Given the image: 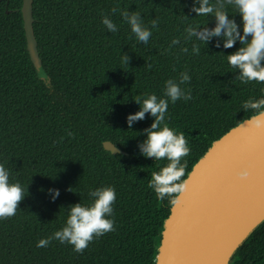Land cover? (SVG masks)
<instances>
[{
	"label": "trees",
	"instance_id": "obj_1",
	"mask_svg": "<svg viewBox=\"0 0 264 264\" xmlns=\"http://www.w3.org/2000/svg\"><path fill=\"white\" fill-rule=\"evenodd\" d=\"M22 3L0 0V164L11 183L28 191L16 215L0 220V264H154L177 194L160 200L149 187L152 173L168 161L140 155L137 145L153 117L146 114L128 129L127 115L140 107L133 99L163 98L168 79L190 76L182 87L192 99L169 101L165 118L188 141L183 181L214 140L255 114L241 106L264 98V83L235 78L238 70L227 55L239 41L225 49L222 41L215 46L216 38L206 45L185 40L187 26L215 25L212 16H195L193 0H33L32 26L47 84L31 59ZM226 9L241 24L239 13L231 5ZM120 10L141 14L152 32L147 44L137 41ZM105 15L116 32L103 25ZM174 38L180 44L172 45ZM122 53L131 58L129 65ZM106 140L127 154L105 150ZM105 186L116 192L114 231L94 238L83 253L56 240L36 246L65 226L72 204H91L89 191ZM52 188L60 193L54 201ZM232 264H264V221L236 249Z\"/></svg>",
	"mask_w": 264,
	"mask_h": 264
},
{
	"label": "clouds",
	"instance_id": "obj_2",
	"mask_svg": "<svg viewBox=\"0 0 264 264\" xmlns=\"http://www.w3.org/2000/svg\"><path fill=\"white\" fill-rule=\"evenodd\" d=\"M196 5H199L198 7ZM231 5L235 13H239L241 24H237L234 19L229 18L226 9ZM119 9L113 8L115 13ZM191 11L195 16H212L215 18V25L211 28L205 26L189 25L185 31V40L195 38L205 45L216 38L215 46L223 48H234L239 41L240 47L227 55V62L232 69L238 70L236 79L243 84L255 81L264 83V0H193ZM123 20L130 25L132 33L138 42L147 44L152 32L145 27L140 13L134 11L120 10ZM187 17V16H185ZM102 23L109 32H116L117 25L108 17L102 18ZM151 27H158V20L151 21ZM180 44V40L174 38L172 45ZM200 48L193 43V54L199 55ZM181 52L187 53V47L181 48ZM130 57L122 53L121 61L129 65ZM151 68V65H147ZM187 72L180 74L179 80L168 79L165 82L164 97L158 98L155 94H150L146 98L137 96L133 99L140 107L135 113H130L126 117L128 129H131L133 122L144 120L146 114L153 117L152 123L143 131L145 139L137 147L140 155L151 158L154 161L167 160L166 166L160 168L158 172H153L149 181L157 198L164 200L166 197H175L176 194L183 193L186 185L182 181L185 175L186 161L182 159L189 155L190 148L183 132H176L165 122L169 101L175 103L183 99H192L191 90L185 91L182 85L190 82ZM242 109L253 110L255 115L250 120V125L256 129H264V98L249 99L242 104ZM73 133L68 132L71 137ZM246 169L237 172V176L247 177ZM10 173L4 164H0V220L8 219L16 215L21 201L28 195L27 188L21 184L10 182ZM50 198L54 201L59 196V189H49ZM27 193V194H26ZM88 195L93 198L89 205H82L79 202L72 204L65 226L55 231L51 236L40 239L37 242L38 248L47 247L53 240L62 244H70L77 253L89 246L94 238H98L108 232L114 231L113 204L116 200L115 189L105 186L90 190ZM171 203H177L175 198Z\"/></svg>",
	"mask_w": 264,
	"mask_h": 264
},
{
	"label": "water",
	"instance_id": "obj_3",
	"mask_svg": "<svg viewBox=\"0 0 264 264\" xmlns=\"http://www.w3.org/2000/svg\"><path fill=\"white\" fill-rule=\"evenodd\" d=\"M32 8L33 0H23L28 48L39 78L49 84L37 50ZM254 115L214 140L188 172L185 191L177 194L164 220L154 264H232L236 249L264 221V129L250 125ZM103 147L127 154L109 140ZM241 169L247 177L237 176Z\"/></svg>",
	"mask_w": 264,
	"mask_h": 264
}]
</instances>
